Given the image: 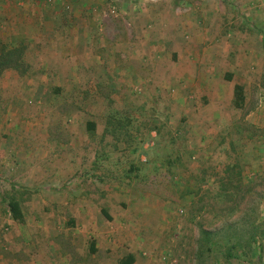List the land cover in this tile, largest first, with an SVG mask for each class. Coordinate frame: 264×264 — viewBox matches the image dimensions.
<instances>
[{
	"label": "rangeland",
	"instance_id": "rangeland-1",
	"mask_svg": "<svg viewBox=\"0 0 264 264\" xmlns=\"http://www.w3.org/2000/svg\"><path fill=\"white\" fill-rule=\"evenodd\" d=\"M167 12L182 29L170 33L175 45L153 41L151 63L132 67L154 71L145 83L130 81L123 55L131 32L146 18L145 35L155 34L153 19ZM68 33L82 38L74 52L81 40L90 46L83 76L77 54L58 42ZM50 35L57 41L48 43ZM37 46L40 70L31 57ZM12 51L26 68L6 69L0 80L36 86L14 89L16 103L0 88V113L32 110L43 129L99 124L75 139L88 176L76 192L69 186L81 218L118 244L117 256L101 254L100 264L127 255L135 264H264V0H0V54ZM65 67L83 80L79 88L54 86L67 79ZM175 71L178 86L172 75L159 86L162 73Z\"/></svg>",
	"mask_w": 264,
	"mask_h": 264
},
{
	"label": "crops",
	"instance_id": "crops-1",
	"mask_svg": "<svg viewBox=\"0 0 264 264\" xmlns=\"http://www.w3.org/2000/svg\"><path fill=\"white\" fill-rule=\"evenodd\" d=\"M178 4V2L173 4L175 9ZM170 15L167 12L153 19L159 21L152 22L156 25L155 34L145 35L144 31L147 30H144V25L151 23L146 18L140 22L144 24L143 27L132 29L133 40L126 45L127 51L123 55L129 66L130 81L145 83L147 79L144 77L148 76L149 71H154L149 67L141 68V71H137L140 68L135 70L132 67L141 61L150 62L145 56L147 51L156 45L152 44L153 41H161L164 49L175 45L171 42L170 33H178L182 29L179 23L174 24L169 19ZM35 38L37 41V37ZM45 39L48 43L57 41L53 35ZM79 39H82L81 35L68 33L62 39H58V42L67 45L71 52L70 56L73 53L77 54L79 60L77 64L83 66L78 73L83 76L88 70L86 66L90 65L88 62L90 46L87 41L81 40L77 48L82 51L74 52L73 41ZM32 46L33 44L30 47ZM42 51L37 46L32 49L31 54L33 64L37 59L36 65L39 70L41 67L44 68L45 62L43 58L44 61H41ZM94 52L96 53V48ZM155 55L158 53H155L154 57ZM71 70H74V67L62 68L67 79H62L60 84L56 83L54 86L79 88L83 80L76 82L71 79L69 77ZM162 70L166 71L161 68L157 69V72ZM135 72H141L143 78L134 75ZM170 75L173 77L172 86H178L182 81V75L176 71L170 73L169 77L162 73L159 86L163 84L161 80L170 78ZM31 84L33 87L36 86L34 82L0 80V88L4 89L5 97L10 98V93L14 92L12 100L15 103V98L19 94L14 89L28 88ZM3 98L0 97V100ZM34 114L36 112L32 110L16 111L13 114L0 113V264H100L101 254L107 257L117 256L118 244L103 240L101 230L97 229L96 225H90L91 221L87 219V215L81 218L78 214L79 209L69 186L73 181L76 192L78 185L84 183L88 176L85 173L87 165L82 162V154L85 155L86 150L79 144L77 146L78 142L75 143V139L86 138L88 123L95 128L99 127V124L92 118L78 123V129L76 127L61 130L43 129L39 127L38 116L33 118ZM73 117L80 120L79 113L77 117ZM7 119L11 123L9 126L6 125ZM103 130L99 128L97 132L102 133ZM98 180H103V177ZM108 180L113 183L115 174L111 173ZM86 210V207H83V214L88 213ZM97 210L101 212L102 209ZM65 215L73 219L66 221L63 217ZM87 238L91 241L88 242ZM132 256L137 262V258Z\"/></svg>",
	"mask_w": 264,
	"mask_h": 264
},
{
	"label": "trees",
	"instance_id": "trees-1",
	"mask_svg": "<svg viewBox=\"0 0 264 264\" xmlns=\"http://www.w3.org/2000/svg\"><path fill=\"white\" fill-rule=\"evenodd\" d=\"M26 68V65L22 61V56L21 53L17 51H12V52H7L4 54H0V74L6 70V69H14V70H24ZM244 102V94H243V89L241 86H235L234 87V100H233V105L236 109H241L242 104ZM94 125L88 123V128L89 130L93 128ZM114 134V131L113 133ZM107 219L109 217L107 216L106 212L102 213ZM205 236H209L210 234L208 232L203 233ZM255 235H259L258 232H254L253 235H251V240L255 239ZM260 236L264 238V231L260 233ZM135 260L132 255H127L125 260L120 261L119 264H134Z\"/></svg>",
	"mask_w": 264,
	"mask_h": 264
}]
</instances>
